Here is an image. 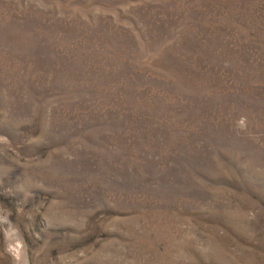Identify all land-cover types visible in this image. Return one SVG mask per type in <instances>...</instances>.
I'll use <instances>...</instances> for the list:
<instances>
[{"label":"rangeland","instance_id":"obj_1","mask_svg":"<svg viewBox=\"0 0 264 264\" xmlns=\"http://www.w3.org/2000/svg\"><path fill=\"white\" fill-rule=\"evenodd\" d=\"M0 264H264V0H0Z\"/></svg>","mask_w":264,"mask_h":264}]
</instances>
